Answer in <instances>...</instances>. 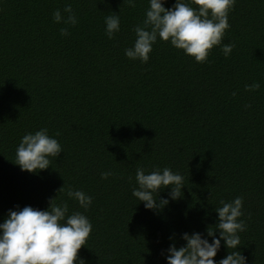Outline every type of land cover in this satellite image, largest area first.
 Here are the masks:
<instances>
[{
  "label": "trees",
  "instance_id": "1",
  "mask_svg": "<svg viewBox=\"0 0 264 264\" xmlns=\"http://www.w3.org/2000/svg\"><path fill=\"white\" fill-rule=\"evenodd\" d=\"M66 4L74 26L53 21ZM147 8L148 0H0V222L9 209L44 210L53 199L92 224L78 252L85 264H166L170 236L181 246L180 234L206 233L220 201L240 196L247 227L238 250L246 264H264V0H236L222 41L231 54L216 46L204 63L159 38L147 63L128 59ZM112 13L120 31L109 39ZM254 82L260 88L245 91ZM40 128L62 152L39 174L21 171L16 147ZM138 167L182 174V198L146 210L132 196ZM69 189L92 197L86 212ZM228 251L222 241L214 259Z\"/></svg>",
  "mask_w": 264,
  "mask_h": 264
},
{
  "label": "clouds",
  "instance_id": "2",
  "mask_svg": "<svg viewBox=\"0 0 264 264\" xmlns=\"http://www.w3.org/2000/svg\"><path fill=\"white\" fill-rule=\"evenodd\" d=\"M125 2L130 7L136 6V0ZM235 2L175 0L171 7H165L166 0H148L142 24L133 28L135 39L130 47L124 49V55L130 60L147 63L159 38L182 50L197 63L206 62L210 51L216 46L228 57L234 45L223 44L222 41L230 28L229 13ZM63 14L60 9L55 10L53 21L68 26L77 23L70 4L64 6ZM104 23L105 35L112 39L120 31L118 13L105 16ZM60 34L68 35V28L62 27ZM259 88L258 82L245 85V91ZM61 152L62 146L58 140L49 135L47 128H40L21 137L14 163L21 171L39 174L41 170L48 169L52 159H56ZM110 175V171L102 172L101 179H107ZM135 182L132 196L138 203L142 202L146 210L153 212L167 206L170 200L182 198L185 187L182 174L168 167L151 171L138 167ZM166 188L169 189L168 197L162 198L160 192ZM67 196L85 212L92 204V197L82 190L69 189ZM220 204L215 208L216 222L206 228V233L194 231L180 234V239L184 241L181 246L176 245L174 236L169 237L172 242L164 250L166 264H246L245 257L238 250L241 245L239 233L247 227L245 221L240 219L243 216V198L237 196L230 202L221 200ZM91 231L92 224L88 217L79 211L69 213L67 203L55 204L52 199L44 210L17 206L15 210L9 209L0 222V264H85L78 252L86 245ZM222 241L226 249L233 251H228L217 261L214 258Z\"/></svg>",
  "mask_w": 264,
  "mask_h": 264
}]
</instances>
